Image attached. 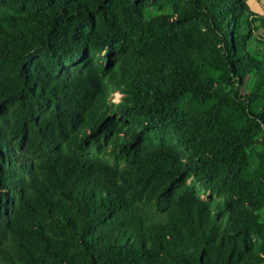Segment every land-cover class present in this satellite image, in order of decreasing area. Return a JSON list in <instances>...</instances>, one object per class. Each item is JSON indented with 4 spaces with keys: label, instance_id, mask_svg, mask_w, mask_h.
<instances>
[{
    "label": "trees",
    "instance_id": "trees-1",
    "mask_svg": "<svg viewBox=\"0 0 264 264\" xmlns=\"http://www.w3.org/2000/svg\"><path fill=\"white\" fill-rule=\"evenodd\" d=\"M252 41L247 0H0V264H264Z\"/></svg>",
    "mask_w": 264,
    "mask_h": 264
},
{
    "label": "rangeland",
    "instance_id": "rangeland-1",
    "mask_svg": "<svg viewBox=\"0 0 264 264\" xmlns=\"http://www.w3.org/2000/svg\"><path fill=\"white\" fill-rule=\"evenodd\" d=\"M252 11L258 13L260 15H264V0H247ZM251 53L258 59H262L264 56V46L252 41L250 44ZM249 84L253 83L252 79L248 80ZM114 102H118V98L116 96L112 97ZM205 199H209V195H204Z\"/></svg>",
    "mask_w": 264,
    "mask_h": 264
}]
</instances>
